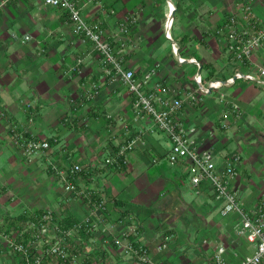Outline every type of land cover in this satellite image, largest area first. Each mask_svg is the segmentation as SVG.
Wrapping results in <instances>:
<instances>
[{
  "label": "crops",
  "instance_id": "1",
  "mask_svg": "<svg viewBox=\"0 0 264 264\" xmlns=\"http://www.w3.org/2000/svg\"><path fill=\"white\" fill-rule=\"evenodd\" d=\"M249 2L257 29L264 31V0L88 1L84 13L91 21L101 20L109 34L119 31L124 14H137L125 64L142 75L159 63L154 82L169 84L178 95L197 92L199 101L183 107L185 119L197 126L201 146L215 152L219 166L227 155L241 154L232 187L246 207L256 208L264 202V84L258 77L228 80L250 67H238L226 38L217 32L232 12L242 15ZM171 4L175 10L170 18ZM26 35L30 38L25 40ZM255 56L262 59L263 53ZM213 79L224 85L211 88ZM95 84L98 93H93ZM28 101L36 106L30 130L51 141L50 148L32 159L24 157L9 131L11 122L23 127L28 118L23 103ZM0 106L10 116L0 119V227L17 240L26 241L29 236L22 230L47 210L65 227L87 217V202L66 192L51 169L52 163L64 168L78 162L91 164L104 180L107 221L136 219L140 232L130 237L144 244L157 263L216 264L214 253L221 244L228 247L233 264L254 252V245L235 232L239 215H222L221 203L207 183L194 187L186 163L168 162V136L154 129L149 114L135 111L121 82L108 80L99 54L90 42H82L63 9L43 0H14L2 10ZM141 133L146 143L127 152L128 163L103 165L120 145ZM79 183L94 185L88 175ZM121 228L103 235L82 231L83 240L70 243L75 258L52 263L141 264L114 243ZM164 241L168 246L158 251ZM22 262L0 237V264Z\"/></svg>",
  "mask_w": 264,
  "mask_h": 264
},
{
  "label": "built area",
  "instance_id": "2",
  "mask_svg": "<svg viewBox=\"0 0 264 264\" xmlns=\"http://www.w3.org/2000/svg\"><path fill=\"white\" fill-rule=\"evenodd\" d=\"M14 0H0V15L6 5ZM45 4L56 6L66 12L74 32L79 35L83 43H91L93 49L100 56L104 75L110 82H121L132 97L133 108L138 114H149L153 119L154 129L165 133L171 141V149L167 154L168 162L175 166L186 163L192 185L196 188L207 183L213 190L215 199L221 203V214L228 216L237 213L240 217L235 227L239 236H244L255 247L253 253L239 256L238 264H264V202L256 208H249L241 201L232 181L238 174L241 162L240 153H231L225 157L222 165H218L215 152L201 146L196 125L189 123L183 114V107L188 103L198 102L200 97L195 90L184 94H176L173 88L160 81L154 82L159 63L150 67L142 75L125 64V55L129 46V32L131 26L138 21L137 14H124L119 22V31L109 34L101 20H89L84 13L88 1H97L102 5V0H43ZM251 3H245L243 14L232 12L222 26L217 29L227 41V49L238 67H250V70L239 69L228 80L236 78L255 80L262 79L264 84V31L257 29L256 19L253 17ZM111 9V13H115ZM171 25V20H168ZM26 35L23 39H29ZM176 50V48H175ZM263 53L262 59H256L257 52ZM83 58L78 59L81 62ZM184 61L185 58H180ZM193 62L200 65L197 59ZM202 84V78L196 77ZM224 85L221 79L210 81L211 88H220ZM93 93H98V85H94ZM208 91V88L206 89ZM89 93V91H88ZM89 95H92L90 91ZM28 112V118L23 127L15 122L9 124V131L14 143L19 147L24 157L32 159L41 152L51 147V141L45 136L30 130L36 118V106L28 101L23 103ZM234 109L239 114V105L234 104ZM8 111L0 106V119L8 120ZM222 126L228 128L227 121H222ZM142 134H137L126 143L120 145L116 156L105 158L103 165L128 163V151L144 145L146 142ZM123 157L122 159H120ZM156 159H154L155 161ZM51 169L63 184L66 192L87 202L90 212L83 220L76 222L71 227H65L61 221L55 219L50 210L44 212L37 221H31L22 230L27 233V240H17L11 231L0 227V237H3L8 246L22 258L21 264H55V259L68 262L75 258L70 253L71 240H83L82 231L88 234L99 232L102 235L109 233L122 225L118 235L114 236V243L132 256L141 264H159L154 260L149 249L141 243L135 244L131 234H139V222L133 217H120L113 222H108L106 217L108 197L105 196V183L99 172L91 164L73 163L70 166L60 167L55 163ZM83 175H88L91 183L97 184L85 187L79 183ZM96 197V198H95ZM106 240V239H105ZM207 241V240H206ZM168 246L164 241L157 246L161 251ZM228 247L224 244L217 245L214 253L216 264H233L227 257Z\"/></svg>",
  "mask_w": 264,
  "mask_h": 264
},
{
  "label": "water",
  "instance_id": "3",
  "mask_svg": "<svg viewBox=\"0 0 264 264\" xmlns=\"http://www.w3.org/2000/svg\"><path fill=\"white\" fill-rule=\"evenodd\" d=\"M174 10H175V7L172 9V13L170 15V18L173 16ZM170 18H169V20H170Z\"/></svg>",
  "mask_w": 264,
  "mask_h": 264
},
{
  "label": "bare ground",
  "instance_id": "4",
  "mask_svg": "<svg viewBox=\"0 0 264 264\" xmlns=\"http://www.w3.org/2000/svg\"><path fill=\"white\" fill-rule=\"evenodd\" d=\"M171 7H172V9L174 8V5L173 4H171Z\"/></svg>",
  "mask_w": 264,
  "mask_h": 264
},
{
  "label": "rangeland",
  "instance_id": "5",
  "mask_svg": "<svg viewBox=\"0 0 264 264\" xmlns=\"http://www.w3.org/2000/svg\"><path fill=\"white\" fill-rule=\"evenodd\" d=\"M170 46V44H168Z\"/></svg>",
  "mask_w": 264,
  "mask_h": 264
}]
</instances>
